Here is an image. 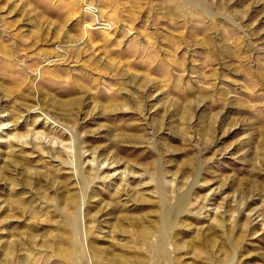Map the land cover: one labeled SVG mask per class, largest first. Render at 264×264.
I'll use <instances>...</instances> for the list:
<instances>
[{
	"label": "rangeland",
	"instance_id": "obj_1",
	"mask_svg": "<svg viewBox=\"0 0 264 264\" xmlns=\"http://www.w3.org/2000/svg\"><path fill=\"white\" fill-rule=\"evenodd\" d=\"M0 264H264V0H0Z\"/></svg>",
	"mask_w": 264,
	"mask_h": 264
},
{
	"label": "bare ground",
	"instance_id": "obj_2",
	"mask_svg": "<svg viewBox=\"0 0 264 264\" xmlns=\"http://www.w3.org/2000/svg\"><path fill=\"white\" fill-rule=\"evenodd\" d=\"M79 52V51H78ZM81 52V51H80ZM78 54V53H77ZM14 55L13 54H11V55H9V57H13ZM7 61H10V62H12L11 61V59H7ZM6 60H5V62H7ZM11 64V63H10ZM183 208H184V200H180V202H179V209L177 210L178 212H180L181 210L183 211ZM222 222V221H221ZM220 222V223H221ZM168 225H169V222H168ZM218 226V225H217Z\"/></svg>",
	"mask_w": 264,
	"mask_h": 264
}]
</instances>
